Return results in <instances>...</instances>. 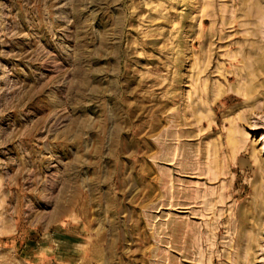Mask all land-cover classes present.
<instances>
[{
    "label": "rangeland",
    "instance_id": "374dc122",
    "mask_svg": "<svg viewBox=\"0 0 264 264\" xmlns=\"http://www.w3.org/2000/svg\"><path fill=\"white\" fill-rule=\"evenodd\" d=\"M0 264H264V0H0Z\"/></svg>",
    "mask_w": 264,
    "mask_h": 264
},
{
    "label": "bare ground",
    "instance_id": "6f19581e",
    "mask_svg": "<svg viewBox=\"0 0 264 264\" xmlns=\"http://www.w3.org/2000/svg\"><path fill=\"white\" fill-rule=\"evenodd\" d=\"M250 3V2H249ZM256 3H257V1H256ZM223 4V3H222ZM257 6H260V4H258ZM255 8V7H254ZM245 11H247L246 9H245ZM244 11V15H245V12ZM250 12V11H249ZM250 14V13H249ZM260 14H262V13H260ZM254 15V14H253ZM237 16V15H236ZM247 15H245L244 17H246ZM260 16V15H259ZM249 17H250V15H249ZM262 17H263V15H262ZM241 19V18H240ZM230 20H232L233 21V19H230ZM255 20H257V19H255ZM248 21H250V20H248ZM257 23L259 22V21H256ZM233 23V22H232ZM245 24H247V23H245ZM253 24V23H252ZM251 23H249V25H252ZM261 24H263V22H261ZM243 25H244V22H243ZM256 26V25H255ZM220 27V26H219ZM244 27V26H243ZM251 27V26H250ZM257 30V29H256ZM255 31V30H254ZM257 31H259V30H257ZM260 32V31H259ZM239 34V33H238ZM248 34H251V33H248ZM254 36V35H253ZM249 37V36H248ZM247 37V38H248ZM250 37L251 38H253L251 35H250ZM229 38V37H228ZM259 38V37H258ZM245 42H246V40H245ZM259 42H260V40H259ZM261 44V43H260ZM238 46H239V44H237ZM250 46V45H249ZM240 47V46H239ZM259 47V46H258ZM254 48V47H253ZM257 48V47H256ZM234 53H236V54H234V56H232V57H236V56H238V55H242V53H237V52H234ZM246 54V53H245ZM248 54V56L249 57H251V58H256L257 57V54H255V53H247ZM246 54V55H247ZM247 56V57H248ZM234 59V58H233ZM249 60V59H248ZM255 61V60H254ZM256 62V61H255ZM249 65V64H248ZM244 66V65H243ZM245 67V66H244ZM198 68V67H197ZM196 68V69H197ZM201 68V67H200ZM246 69V68H245ZM219 71V70H218ZM248 73H249V71H247ZM200 73H202V72H200ZM199 73V74H200ZM198 74V75H199ZM252 75L254 76L255 75V73H253L252 72ZM221 76V75H220ZM238 76L240 77V79L236 82V84H235V86H232L231 87V90L232 91H234L235 93H237V94H240V95H243L244 97H246V98H249V93L252 91V89L253 88H255V86H254V84H253V82L252 81H245L244 80V78L245 77H243L242 76V74H238ZM222 77V76H221ZM242 80V81H241ZM197 82V81H196ZM218 85V84H217ZM202 89H204V85H203V88ZM230 90V91H231ZM219 91V90H218ZM217 93H219V92H217ZM216 93V94H217ZM219 95V94H218ZM217 96V95H216ZM237 96V95H236ZM238 97V96H237ZM202 114V113H201ZM174 115H175V113H174ZM198 115H199V113H198ZM204 115V114H203ZM204 117V116H203ZM206 119V118H205ZM229 119V118H228ZM171 120V119H170ZM169 120V121H170ZM206 120H208V119H206ZM230 121H231V119H229ZM171 122V121H170ZM233 123V122H232ZM168 124H170V123H168ZM230 130V129H229ZM236 133V132H235ZM231 140V139H230ZM232 143L234 144V145H237L238 143H239V140L237 139V137L235 138V139H233L232 138ZM254 150V149H253ZM216 160V159H215Z\"/></svg>",
    "mask_w": 264,
    "mask_h": 264
}]
</instances>
